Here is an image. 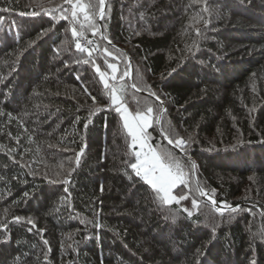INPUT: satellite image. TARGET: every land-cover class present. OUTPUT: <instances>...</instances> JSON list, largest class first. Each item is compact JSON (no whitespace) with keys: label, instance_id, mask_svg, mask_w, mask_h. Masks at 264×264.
I'll return each instance as SVG.
<instances>
[{"label":"trees","instance_id":"16d2710c","mask_svg":"<svg viewBox=\"0 0 264 264\" xmlns=\"http://www.w3.org/2000/svg\"><path fill=\"white\" fill-rule=\"evenodd\" d=\"M70 8L0 0V264H264V0H105L96 35L83 30L91 58ZM108 63L131 112L153 107L148 142L194 163L191 187L237 211L182 185L173 194L188 199L163 205L135 176L95 71ZM161 107L172 138L191 137L183 151L161 135Z\"/></svg>","mask_w":264,"mask_h":264},{"label":"snow or ice","instance_id":"6c2138e0","mask_svg":"<svg viewBox=\"0 0 264 264\" xmlns=\"http://www.w3.org/2000/svg\"><path fill=\"white\" fill-rule=\"evenodd\" d=\"M65 4L71 6L70 16H71V35L77 41L75 47L81 52H87L88 57L91 58L93 55V49L85 48L79 42V39L84 38V29L87 27L92 30V35L95 36L98 31L97 25L95 23L96 18L99 20H104L105 18V0H98V2H93V0H64ZM206 3V0H205ZM204 11H207L205 7ZM63 13H69V9H63ZM37 13H27V15H36ZM82 17V19H81ZM63 19H68V15H63ZM205 24L208 21H204ZM79 25V29L76 27ZM199 35V29L196 30ZM104 38V37H102ZM111 43V41H108ZM88 45H95L94 40H87ZM95 50H99V47L96 46ZM104 52L106 55H111L108 50L105 48ZM115 58V57H113ZM80 62V61H78ZM83 63L87 64L90 62V59H84ZM95 65V60H91ZM107 67L112 69L113 80H116L115 76L116 65L108 63ZM95 71L99 74L100 80L104 85V88L111 89L110 91V101L111 105L114 107V110L119 114L120 120L122 121V128L126 132L127 137L130 138L128 143V152L126 155L129 157L123 162L128 165L136 177H139L150 189L156 194V199L160 201L163 205H172L173 203L179 205L181 201L188 199L187 193L173 194V190L178 186H184L188 188L189 191H196L200 196L204 197L207 193L203 188L196 186L193 189L189 183L190 173H194L196 165L191 161H188L187 164H182L179 159L174 155L173 152L161 149L158 145L153 146L150 144L149 135L147 129L152 126L153 123V107L150 105H145L144 107L138 106L135 112L129 111V108L124 103L123 93L124 86L121 85L119 88L108 82L107 73L102 72L101 69L96 66ZM129 75L128 69L126 68L124 73L119 77L123 80ZM137 92L142 91L137 83L131 85ZM87 91V89H85ZM149 95L155 96V93H149ZM93 102L95 103V97H92ZM159 100V97H156ZM166 111L164 108H160L159 114L155 117V123L161 125L162 114ZM87 127V125H85ZM161 135L167 140L168 144L173 145L174 148H178L181 151L184 150L185 145L191 141V137L188 140L183 139L182 137L173 139L171 132L167 127L161 125ZM235 147V145L233 146ZM81 149L80 153H77L75 163L79 166L80 156L83 153ZM132 157H134V162H132ZM127 174V173H126ZM68 175H71L69 171ZM64 183H68L67 180ZM67 191V189H65ZM101 191H103V186H101ZM212 205H217V201L211 199ZM192 208L196 209L199 207V203L195 197L191 200ZM225 207L230 208L232 212L237 211L236 207H231L230 205H225ZM187 212L188 217L193 215V212L188 209H183ZM15 220L19 221L20 217H14ZM173 221L176 220V216L171 217ZM31 223V221H29ZM96 227H100L99 224ZM259 238L264 241V234H261ZM47 243V241H45ZM252 264H255L253 261Z\"/></svg>","mask_w":264,"mask_h":264},{"label":"water","instance_id":"95a60500","mask_svg":"<svg viewBox=\"0 0 264 264\" xmlns=\"http://www.w3.org/2000/svg\"><path fill=\"white\" fill-rule=\"evenodd\" d=\"M98 21H99V25H100V27H101V20H99V18H98ZM101 36L103 37V32H102V30H101ZM131 75H132V72H131V69H130V72H129V77H131ZM206 192V191H205ZM207 193V192H206ZM209 195H208V193H207V195L206 196H204L203 198L206 200V201H208V202H210L211 203V200L209 199ZM211 199H213L212 197H210ZM212 204V203H211ZM214 206V205H213ZM217 210H227V209H230V208H228V207H225V204H223V203H220V202H217V205H215L214 206ZM232 207V206H231Z\"/></svg>","mask_w":264,"mask_h":264},{"label":"built area","instance_id":"2783aa9c","mask_svg":"<svg viewBox=\"0 0 264 264\" xmlns=\"http://www.w3.org/2000/svg\"><path fill=\"white\" fill-rule=\"evenodd\" d=\"M79 42H80V43L82 44V46L85 47V48H90V47H91V45H88V44H87V39L81 38V39H79Z\"/></svg>","mask_w":264,"mask_h":264},{"label":"rangeland","instance_id":"374dc122","mask_svg":"<svg viewBox=\"0 0 264 264\" xmlns=\"http://www.w3.org/2000/svg\"><path fill=\"white\" fill-rule=\"evenodd\" d=\"M109 70H110V72H112V69L109 68ZM106 73H107V72H106ZM108 74H110V75L112 74L111 77L113 76V72H112V73H107V77H106L107 79L110 77V75H108ZM112 81H113V79H112ZM118 94H119V93H118ZM129 111H130V110H129ZM121 123H122V121H121Z\"/></svg>","mask_w":264,"mask_h":264}]
</instances>
